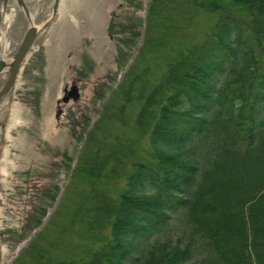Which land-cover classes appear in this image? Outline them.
Returning <instances> with one entry per match:
<instances>
[{"label": "trees", "instance_id": "16d2710c", "mask_svg": "<svg viewBox=\"0 0 264 264\" xmlns=\"http://www.w3.org/2000/svg\"><path fill=\"white\" fill-rule=\"evenodd\" d=\"M194 2L220 13L207 38L176 51L155 81L151 69L131 67L89 133L73 173L88 193L66 212L87 244L71 249L79 259L58 264H199L197 246L207 251L205 264H264V0ZM173 10L152 0L148 24ZM114 98L122 104L112 113ZM136 104L134 128L148 133L152 154L128 168L138 139L104 127L125 125ZM199 142L216 157L193 194L200 170L191 148ZM123 175L115 197L111 182ZM180 215L193 243H160Z\"/></svg>", "mask_w": 264, "mask_h": 264}, {"label": "rangeland", "instance_id": "374dc122", "mask_svg": "<svg viewBox=\"0 0 264 264\" xmlns=\"http://www.w3.org/2000/svg\"><path fill=\"white\" fill-rule=\"evenodd\" d=\"M180 3L186 7L177 10ZM195 3L194 0H168L169 8L174 10L154 19L151 24H148V15L152 0H144L134 10L126 5L122 23L126 15L142 19L136 36L127 37V43L98 36L96 43L88 48L86 56L90 64L85 65L86 68L81 54L85 43L74 41L70 46L73 48L69 49L64 33L55 36L58 40L48 50V62L44 57L45 62L38 63L43 65L41 70L33 71L36 75L42 71V85L47 97L43 101V95L31 105L30 129L22 132L23 139L19 143L22 149L13 152L15 179L11 191H7L0 204L4 208L0 237V247H4L6 253L4 264H58L74 257L79 259L71 249L86 246L81 236L84 230L78 223L72 225L66 212L81 193H88L87 184L73 178L82 147L131 67L138 65L139 70L151 69L150 79L155 81L163 72V64L171 60L176 51L200 44L207 38L220 13L199 10ZM93 10L102 13L98 5H94ZM230 10L234 11L235 7L231 5ZM97 30L98 34L103 28ZM73 85L79 88V100L60 103L63 88ZM67 89L71 90L70 87ZM111 104L109 112L115 113L122 101L114 98ZM139 109L140 104L127 109L125 125L114 119L104 127L112 135L138 139V152L127 159L128 168L134 162L151 159L152 154L148 133L140 137L134 128ZM52 114L56 117L52 118L54 128L49 131L44 124ZM210 143L209 139L207 144ZM210 148L211 145L206 147L204 142L191 148L200 170L193 194L214 168L216 155ZM125 177L111 182L113 196L117 197L125 186ZM37 222L39 224L35 226ZM188 228L187 220L180 215L158 241L170 245L193 243ZM104 235L109 237L110 231L105 230ZM194 253L199 264L207 262L205 248L197 246Z\"/></svg>", "mask_w": 264, "mask_h": 264}, {"label": "water", "instance_id": "95a60500", "mask_svg": "<svg viewBox=\"0 0 264 264\" xmlns=\"http://www.w3.org/2000/svg\"><path fill=\"white\" fill-rule=\"evenodd\" d=\"M127 3L128 0H78L75 9L71 11L74 19L60 20L62 0H0V157L6 146H10V165L5 175L6 180L0 172V204L4 202L7 191H11L15 179L13 152L21 149V141L16 143V140L23 139L22 132L30 129L31 105L41 100L44 95L42 71L37 75L33 71L41 70V64L45 62L44 57H47L48 62V50L62 33L69 49L73 48L70 46L74 41L85 43L81 48L84 67L90 64L86 55L98 36L121 39L120 42L125 43V39L131 37L129 31L121 28L125 13L123 10ZM94 5L100 6L102 13L93 10ZM98 28L103 30L97 34ZM67 87L71 90L68 91ZM67 87L63 88L60 103H69L72 99L79 100V88L75 85ZM46 97L47 93L43 101ZM17 103L22 104L24 119L20 120L18 127H13L12 107ZM54 116L50 115L49 119L56 117ZM7 131L18 147L12 148L10 141L3 140L2 136ZM44 136L46 138V135ZM3 217L4 208L0 205V237L3 231ZM5 255L4 247H0V264H4Z\"/></svg>", "mask_w": 264, "mask_h": 264}, {"label": "bare ground", "instance_id": "6f19581e", "mask_svg": "<svg viewBox=\"0 0 264 264\" xmlns=\"http://www.w3.org/2000/svg\"><path fill=\"white\" fill-rule=\"evenodd\" d=\"M77 1L78 0H62V4H61V7H60V20H62L64 18H67L69 20H71V19L73 20L74 19L72 17V14H71L72 12L71 11H73V9H75L74 6H75V3ZM21 105L22 104L17 103L15 105H13V107H12V109H13L12 112H13V117H14L13 118V122H12L13 127L14 126L18 127L20 125V120L24 119V109L22 108ZM26 114H27V112H26ZM17 118H18V120H17ZM25 126H26V124H25ZM45 127H47L48 129H50V131H52L53 128H54V121H52V119L50 118L49 120H47ZM2 138H4L3 140H5L6 142L10 141V143L12 144L11 145L12 148L18 147V145L15 144V141H14L13 137L10 136L9 131H7V133H5L2 136ZM20 141H22V138H18L16 140V143L20 142ZM9 153H10V146L7 145L6 148L3 151L2 156L0 157V172H1V174H4V179L5 180H6V176L5 175L7 174V171L9 170L7 168H8V165H10Z\"/></svg>", "mask_w": 264, "mask_h": 264}, {"label": "flooded vegetation", "instance_id": "af4514ba", "mask_svg": "<svg viewBox=\"0 0 264 264\" xmlns=\"http://www.w3.org/2000/svg\"><path fill=\"white\" fill-rule=\"evenodd\" d=\"M143 1L144 0H128V3H127L128 9H130V10L137 9L138 7H140L143 4ZM141 24H142V19H139L138 16H131L130 15V17H129L126 15L124 17V21L121 25V28L123 30L128 29L129 32L131 31L133 33L132 34L133 36H136L135 31H136V29L140 28Z\"/></svg>", "mask_w": 264, "mask_h": 264}]
</instances>
